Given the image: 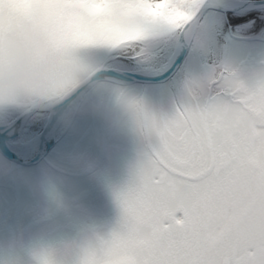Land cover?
Segmentation results:
<instances>
[{
  "label": "snow or ice",
  "instance_id": "obj_1",
  "mask_svg": "<svg viewBox=\"0 0 264 264\" xmlns=\"http://www.w3.org/2000/svg\"><path fill=\"white\" fill-rule=\"evenodd\" d=\"M204 0H0V47L26 23L57 57L155 65L158 38L184 29ZM115 33L120 42L102 38ZM72 88L68 81L58 93ZM144 147L117 193L120 216L76 264H229L264 213V70L243 79L223 64L170 111L121 97ZM41 264H55L48 257Z\"/></svg>",
  "mask_w": 264,
  "mask_h": 264
},
{
  "label": "flooded vegetation",
  "instance_id": "obj_2",
  "mask_svg": "<svg viewBox=\"0 0 264 264\" xmlns=\"http://www.w3.org/2000/svg\"><path fill=\"white\" fill-rule=\"evenodd\" d=\"M203 19L200 18L193 33ZM244 30L243 22H233L229 13L222 12L221 17L211 21L210 39L193 52L195 34H192L186 56L169 79L160 83L122 81V96L126 87L134 84L139 96L132 99L142 100L156 111H165L161 95L163 83L168 84L172 102L178 98L183 102L188 88L206 80L215 65L223 64L243 79L254 76L264 70V59L253 67L249 64L253 62V55L248 51L247 58L236 60L233 43L264 42V33L255 32L254 23L248 24V32ZM160 44L166 46L165 41ZM103 62L114 66L106 61L100 64ZM159 65H122V69L143 72ZM43 101L47 99L37 103ZM120 101L117 97H99L95 102L82 103L70 116L61 118L52 135L29 157L21 156L13 147L41 135L50 112L30 115L21 132L8 134L6 143L24 161L34 160L40 153L41 156L35 163L27 164L10 158L0 149L3 160L0 166V264H41L44 257L55 264H76L82 247L90 239L106 234L116 225L120 216L116 193L122 188V180H93L95 171L113 164L122 167L124 161L127 166L135 167L144 147L135 124V128L128 130L114 129L117 124L133 125L127 122L131 115L123 104L121 112H116ZM15 115L7 113L3 119L9 120ZM31 117L35 121L26 128ZM117 131L119 135H115ZM114 141L122 144L116 149L120 151L119 157L112 155ZM49 174L55 176V180H46Z\"/></svg>",
  "mask_w": 264,
  "mask_h": 264
},
{
  "label": "rangeland",
  "instance_id": "obj_3",
  "mask_svg": "<svg viewBox=\"0 0 264 264\" xmlns=\"http://www.w3.org/2000/svg\"><path fill=\"white\" fill-rule=\"evenodd\" d=\"M228 13H229V17L231 18L233 22H236V23L243 22L245 26V30L243 32L245 33L248 32V24L254 23V31L258 33H264V7L259 8V9L245 10V11H233V12H228ZM221 16H222L221 11L213 10V9L209 10L205 14L204 19L203 21L200 22V25L196 33H193V36L194 34L195 36H194V44L191 47V52H193L197 47L204 45L210 39L211 21H213L214 19H218ZM33 26L38 31H40V29L37 26L35 25ZM166 34L167 35L164 34L163 36L158 38L159 43L157 46V51L160 55V59L154 66L159 65V64H161L162 66L165 65L175 51V46L177 42L176 33L171 32V33H166ZM123 37L124 39L130 38L124 35L123 33H115L111 36H105L102 39L104 41L115 40L116 42H119V40ZM164 41L166 42V46H163L162 44H160V42H164ZM233 44H234V50H236L234 54L235 57L237 58L236 60H241L244 57L247 58L248 51H251V54L253 55L251 59L253 60V62L251 63L249 62V64L253 65V67L259 66L260 59H264V42L237 41V42H234ZM4 46L0 47V51L3 50ZM102 61L103 60L97 61L91 64H85V63L73 64V63L61 61L57 57V54H56L54 59L50 62L49 67L45 73V76H44L45 84L41 88L40 92L38 94L29 96L17 102L16 104L34 103L37 101L40 102V100L45 99V98H48L49 101H52L55 97H57V95L61 94V93H58V85L62 81H68L73 86L78 81L83 79L87 74H89L92 70H94ZM113 65L115 67L122 68V64L113 62ZM145 66H153V65H145ZM157 69H160V67H156L151 71L144 70L143 73L150 74V73H153V71ZM169 92L170 90L168 88V84L163 83L161 85V95L164 98V103H165L164 110L165 111H170L172 108H174L175 105L182 102L181 98H178L177 100L172 102V99H171L172 94L171 92L170 93ZM150 95L152 96V94ZM124 96L128 98H136L137 96H139L138 88L134 84H130L129 86L126 87V92ZM153 96H156V94H153ZM99 97H114V98L117 97L121 99L122 81L100 80V81L90 84L88 87H86L84 92L81 94L77 103L68 107L65 114L63 115V118H65L66 116H70L71 113H73L75 110H77V108H79V106H82V103L85 104V103L95 102V100H97V98ZM48 100L47 102H49ZM47 102L43 101L42 103H47ZM88 106H91V105L88 104ZM121 110H122V103L120 101V103L117 106L116 112L120 113ZM6 114L7 113L5 112V110H3V107H0V119L1 120H4L3 117ZM127 120H128L127 122H132L133 125H127L126 127H123V126L121 127L119 124H117L114 129L121 130L123 128H126L125 130H128V129L135 128L132 117L129 116ZM25 122H26V119L22 120L21 128L18 131H16L17 133L21 132V130L23 129V124ZM107 128H110L111 130L113 127H107ZM16 132L10 131L8 134L16 133ZM115 135H119V132L118 131L115 132ZM117 139H120V137H117ZM111 145L114 151L112 152V155L119 157L120 151H117L116 149L122 144L114 141ZM2 161L3 160L0 159V166L2 165ZM131 161L135 162L133 160ZM121 168H122V175H121ZM133 168H134L133 166H127L126 161L122 163V167L121 165L115 166V164L107 165V167L103 169H99V168L96 169L93 180H122V187H124L125 186L124 182L125 180L128 181ZM46 177H47L46 180H55V176L51 174L47 175ZM246 243H247V239L245 237H241L238 244L240 246H243Z\"/></svg>",
  "mask_w": 264,
  "mask_h": 264
},
{
  "label": "clouds",
  "instance_id": "obj_4",
  "mask_svg": "<svg viewBox=\"0 0 264 264\" xmlns=\"http://www.w3.org/2000/svg\"><path fill=\"white\" fill-rule=\"evenodd\" d=\"M56 53L32 23H26L0 51V107L38 94L45 73ZM239 244L228 257L229 264H264V213H257Z\"/></svg>",
  "mask_w": 264,
  "mask_h": 264
},
{
  "label": "water",
  "instance_id": "obj_5",
  "mask_svg": "<svg viewBox=\"0 0 264 264\" xmlns=\"http://www.w3.org/2000/svg\"><path fill=\"white\" fill-rule=\"evenodd\" d=\"M262 7H264V0H239V2L236 4L223 3L220 0H204L203 7L199 9L198 13L193 18V20L190 21L184 29L179 31L176 50H180V53L165 71L160 74L151 75L132 70L122 69L115 66H109L105 62H103L94 70H92L89 74H87L83 79L74 84L72 88L68 89L63 94L58 96L54 101L49 103H32L25 109H23L20 113H18L15 117L6 121L5 124H0V149L5 152L10 158L16 161H20L27 164L35 163L36 161H38V159H40L41 153L40 156H37L34 160L24 161L6 143V140L9 139V131L28 115L35 111H51L54 108L61 107L65 105L74 96H76L80 91L88 87L90 84L100 80H112L101 75V73L105 72L113 73L114 75L121 78L122 81L145 83L164 82L175 73L179 65L182 63L189 48L190 31L197 24L199 19L207 10L213 9L228 13L233 11L258 9Z\"/></svg>",
  "mask_w": 264,
  "mask_h": 264
},
{
  "label": "bare ground",
  "instance_id": "obj_6",
  "mask_svg": "<svg viewBox=\"0 0 264 264\" xmlns=\"http://www.w3.org/2000/svg\"><path fill=\"white\" fill-rule=\"evenodd\" d=\"M220 1L223 2V3H228V4H236V3L239 2V0H220ZM195 27H196V25L190 31L189 40L192 37V34H193L194 30H195ZM179 53H180V50H176L165 65H163V66L161 65L160 69H157V70L153 71V73H150V74L151 75L160 74L163 71H165L172 64V62L179 55ZM101 75L106 77V78H108V79H112V80H115V81H122L121 78H119L118 76H116V75H114L113 73H110V72L101 73ZM85 89L80 91L76 96H74L72 99H70L65 105L52 109L50 111L48 123H47L44 131L42 132V134L34 137L33 139H31L30 141H28L26 143H17L13 147L14 150L16 152H18L23 157L32 156L38 149H40L43 140L44 139H48V137L52 135V133L55 130V128L57 127L59 121L61 120V118L65 114L67 108L69 106H72V105L77 103L79 97L81 96V94L84 92ZM5 122H6V120H1L0 119V124H5ZM21 125H22L21 122L18 123L17 125H15L11 129V131L12 132L13 131L14 132L18 131L21 128Z\"/></svg>",
  "mask_w": 264,
  "mask_h": 264
},
{
  "label": "trees",
  "instance_id": "obj_7",
  "mask_svg": "<svg viewBox=\"0 0 264 264\" xmlns=\"http://www.w3.org/2000/svg\"><path fill=\"white\" fill-rule=\"evenodd\" d=\"M176 34H178V32H176ZM27 106V104H22V105H16V106H10V105H5L3 106V110H5L6 113H17V112H20L22 109H24L25 107ZM40 113H43V114H47V111H36L34 112V114H40ZM34 117H31L25 127L27 128L29 126V124H31L32 122H34Z\"/></svg>",
  "mask_w": 264,
  "mask_h": 264
}]
</instances>
